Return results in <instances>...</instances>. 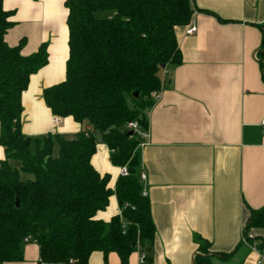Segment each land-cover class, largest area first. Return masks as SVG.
<instances>
[{
    "label": "trees",
    "instance_id": "trees-1",
    "mask_svg": "<svg viewBox=\"0 0 264 264\" xmlns=\"http://www.w3.org/2000/svg\"><path fill=\"white\" fill-rule=\"evenodd\" d=\"M66 7V79L44 90L43 98L53 116L89 128L75 137H32L22 132V97L31 76L47 65V47L24 56L25 40L9 46L13 12L0 0V264L23 261L28 237L43 264H88L94 252L105 264L112 253L128 264L138 249L149 260L156 229L150 201L142 196L139 150L148 113L166 87L162 66L182 63L176 31L190 24L192 0H68ZM130 123L138 129H129ZM100 142L113 151L112 164L128 170L114 189L111 176L92 164ZM113 196L121 214L98 219ZM253 229L264 230V208L251 211L243 235L248 246L241 242L237 250L245 247L248 254L255 246L264 253V239L249 237ZM199 244L195 264L234 256L210 254L206 243Z\"/></svg>",
    "mask_w": 264,
    "mask_h": 264
},
{
    "label": "crops",
    "instance_id": "crops-1",
    "mask_svg": "<svg viewBox=\"0 0 264 264\" xmlns=\"http://www.w3.org/2000/svg\"><path fill=\"white\" fill-rule=\"evenodd\" d=\"M68 0H3L14 26L5 39L15 47L25 40L24 56L46 45L48 63L32 75L23 93L22 132L75 137L89 126L52 115L44 90L66 79L69 59ZM190 25L197 33L177 29L182 54L179 66L166 67L160 77L166 87L148 113V129L140 146V181L151 204L156 236L145 264H195L199 240L210 254H231L213 264H257L247 254L244 229L252 210L264 208V0H192ZM189 26V25H188ZM58 118L54 122V119ZM0 147V162L4 159ZM115 188L119 167L111 151L98 143L92 159ZM120 214L116 196L97 218L109 222ZM250 235L264 239V230ZM141 250L128 264H140ZM109 264H121L116 253ZM43 264L36 243L24 247L21 262ZM88 264H105L94 252ZM264 264V262H263Z\"/></svg>",
    "mask_w": 264,
    "mask_h": 264
},
{
    "label": "built area",
    "instance_id": "built-area-1",
    "mask_svg": "<svg viewBox=\"0 0 264 264\" xmlns=\"http://www.w3.org/2000/svg\"><path fill=\"white\" fill-rule=\"evenodd\" d=\"M186 33H187V35L196 34L197 33V27L195 25L187 26ZM57 120H58V118H55L54 122L57 121ZM128 127H129V129H132V130H137L138 129V126L135 123H130L128 125ZM260 127L262 128L263 135H264V120H262L260 122ZM145 137H146V135H145ZM112 152L113 151H111V153ZM119 176H121V177H127L128 176V170H127L126 167H120L119 168ZM145 180H146V176L144 175V173H140V181H145ZM142 196L143 197H148V195H147L145 190H143ZM120 214H121V210H120ZM249 237L253 238L251 235H249ZM30 240H31V238L28 237V238H26L24 240V243L29 244ZM34 243H36V241H34ZM243 243L248 246L247 238H245L244 236H243ZM250 248H251L252 252H255L258 255L257 264H263V262H264V253L259 251L255 246L254 247H250ZM146 261H147V254H146V252H142L140 254V264H145Z\"/></svg>",
    "mask_w": 264,
    "mask_h": 264
},
{
    "label": "water",
    "instance_id": "water-1",
    "mask_svg": "<svg viewBox=\"0 0 264 264\" xmlns=\"http://www.w3.org/2000/svg\"><path fill=\"white\" fill-rule=\"evenodd\" d=\"M165 68H166V66L163 65V66H162V69H165ZM138 96H139V93H138V92H135V93H134V97L137 98ZM130 134H134V131H131ZM16 206H19V202H18V201H17V203H16Z\"/></svg>",
    "mask_w": 264,
    "mask_h": 264
},
{
    "label": "rangeland",
    "instance_id": "rangeland-1",
    "mask_svg": "<svg viewBox=\"0 0 264 264\" xmlns=\"http://www.w3.org/2000/svg\"><path fill=\"white\" fill-rule=\"evenodd\" d=\"M190 25V24H189ZM251 239H254V238H251ZM247 246V245H246Z\"/></svg>",
    "mask_w": 264,
    "mask_h": 264
}]
</instances>
